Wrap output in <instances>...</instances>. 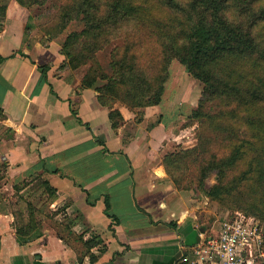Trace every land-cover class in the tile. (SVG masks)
I'll use <instances>...</instances> for the list:
<instances>
[{"label":"crops","instance_id":"obj_1","mask_svg":"<svg viewBox=\"0 0 264 264\" xmlns=\"http://www.w3.org/2000/svg\"><path fill=\"white\" fill-rule=\"evenodd\" d=\"M30 15L29 7L8 0L0 21V54L14 53L0 63L7 125L0 139L7 164L0 181V264H187L183 252L217 228L218 218L195 189L177 187L163 161L196 139L189 131L194 125H183L196 103L178 98L185 66L172 69V61L160 104L132 109L116 102L123 121L115 128L97 91L80 87L83 74L59 67L61 44L37 38ZM39 64L51 65L47 79ZM28 201L41 226L21 241L12 211ZM69 231L100 242L85 254L80 242L63 238Z\"/></svg>","mask_w":264,"mask_h":264},{"label":"trees","instance_id":"obj_2","mask_svg":"<svg viewBox=\"0 0 264 264\" xmlns=\"http://www.w3.org/2000/svg\"><path fill=\"white\" fill-rule=\"evenodd\" d=\"M17 1L27 7L46 2ZM6 12L7 2L0 0V21ZM74 18L83 19L85 26L65 38L61 45L65 60L59 67L77 69L93 62L80 87L97 91L99 102L111 109L113 127L123 121L121 111L114 108L116 102L132 109L162 102L174 59L202 84L188 121L198 123V142L167 153L165 168L177 187L200 190L228 210L264 221V0H72L63 5L47 33L54 36ZM132 21L157 36L160 50L155 67L149 71L142 66L132 45L126 44L113 50L109 74L100 67L95 52L117 28ZM10 56L0 54V63ZM50 66L38 65L46 79ZM102 78L106 82L99 84ZM139 113L143 115L142 110ZM6 165L0 164V181ZM213 174L217 181L209 183ZM20 184L26 186L27 181ZM20 184H14L17 192ZM41 184L50 196L55 195L48 181ZM22 197L19 194V201ZM37 211L32 201L13 209L19 240H29L41 226ZM63 238L80 242L85 254L100 242L96 237L83 240L82 234L71 231ZM90 256L96 259L93 253Z\"/></svg>","mask_w":264,"mask_h":264},{"label":"rangeland","instance_id":"obj_3","mask_svg":"<svg viewBox=\"0 0 264 264\" xmlns=\"http://www.w3.org/2000/svg\"><path fill=\"white\" fill-rule=\"evenodd\" d=\"M71 1L72 0H46V2L43 4L35 3L29 7L31 15L28 21L32 22L33 26L37 28V31H38L37 33L39 34L37 38L45 40L48 36H52L51 33H47L48 28L53 26L58 21L60 13H61V8L63 7V5L70 3ZM6 2H7V7H8V0H6ZM84 26H85V22L83 19L74 18L69 22V24L64 30H61L60 32H56V34L53 33L54 36L52 37L55 38V40L58 41L62 45L65 38L71 31L81 30L84 28ZM126 44L132 45L133 51L139 55V61L141 65L149 68L150 69L149 71H152L159 57L160 43L154 32L152 31L149 32L148 28L145 25L141 23L133 22V21L125 22L122 26L117 28L114 33L109 35L108 42H105L102 48L98 49L95 52V56H96L98 63L100 64V67L106 72H108L109 74L112 73L113 70L111 67V61H112L113 50L117 47L122 48ZM92 64L93 62L89 61L85 64H82L79 68L72 69V70L73 71L77 70L78 73L85 74L88 71V69L92 66ZM176 66H179L181 69L183 65L176 59L174 60V65H172V69H175ZM183 76L184 77L181 80V83H182L181 88L178 90V98L180 99V102H184L185 97H187V99H192L193 101L192 103H196L197 105L198 100L203 90L202 84L200 83L201 84L200 85L198 82H194L193 79L190 78L189 73H185V75ZM105 82H106V79L104 78L99 79V84H102ZM193 92L195 93L192 95L191 93ZM191 110L192 109H190L189 111L191 112ZM189 114H184L185 120H183L184 122L183 125H194V127L189 129L190 132L193 131V135L196 138L194 141L195 143L190 146V147H193L198 142V138H197L198 123L189 124L188 122ZM139 116L141 117L140 113H139ZM0 119L2 121L0 122V139H1V137L5 135V132H7V125L4 121L5 120L4 114H0ZM190 147H186V148H190ZM181 148H184V147H181ZM181 148H177L174 151H178ZM1 163H2V160L0 158V164ZM237 171H239V169H236L230 172V175H234L235 172ZM186 173H188L187 170H186ZM189 179H190V176H189ZM216 181H217V176L215 174L211 175L208 179L209 183H214ZM197 192L199 193V196L204 201L205 206L209 205L211 207H214V210L217 213V218L219 220L222 219L225 213L228 211L227 207L223 206L218 201L211 200L209 197L205 196L200 190H198ZM215 218L216 216H214L212 220L214 221Z\"/></svg>","mask_w":264,"mask_h":264},{"label":"built area","instance_id":"obj_4","mask_svg":"<svg viewBox=\"0 0 264 264\" xmlns=\"http://www.w3.org/2000/svg\"><path fill=\"white\" fill-rule=\"evenodd\" d=\"M218 227L181 255L187 264H264V221L241 210H228Z\"/></svg>","mask_w":264,"mask_h":264},{"label":"bare ground","instance_id":"obj_5","mask_svg":"<svg viewBox=\"0 0 264 264\" xmlns=\"http://www.w3.org/2000/svg\"><path fill=\"white\" fill-rule=\"evenodd\" d=\"M176 70V69H175Z\"/></svg>","mask_w":264,"mask_h":264}]
</instances>
